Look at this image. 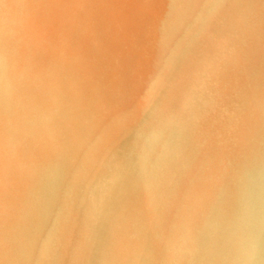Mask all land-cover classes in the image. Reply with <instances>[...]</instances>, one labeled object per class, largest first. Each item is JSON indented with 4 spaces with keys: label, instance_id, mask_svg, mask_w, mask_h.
I'll return each instance as SVG.
<instances>
[{
    "label": "bare ground",
    "instance_id": "6f19581e",
    "mask_svg": "<svg viewBox=\"0 0 264 264\" xmlns=\"http://www.w3.org/2000/svg\"><path fill=\"white\" fill-rule=\"evenodd\" d=\"M0 264H264V0H0Z\"/></svg>",
    "mask_w": 264,
    "mask_h": 264
},
{
    "label": "rangeland",
    "instance_id": "374dc122",
    "mask_svg": "<svg viewBox=\"0 0 264 264\" xmlns=\"http://www.w3.org/2000/svg\"><path fill=\"white\" fill-rule=\"evenodd\" d=\"M113 154H115L116 155V153H115V151L113 152ZM80 204H78V206H79Z\"/></svg>",
    "mask_w": 264,
    "mask_h": 264
}]
</instances>
